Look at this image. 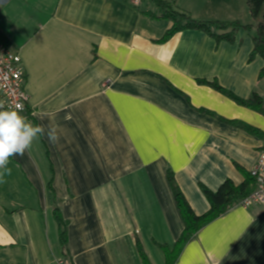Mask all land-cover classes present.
<instances>
[{
	"label": "crops",
	"instance_id": "1",
	"mask_svg": "<svg viewBox=\"0 0 264 264\" xmlns=\"http://www.w3.org/2000/svg\"><path fill=\"white\" fill-rule=\"evenodd\" d=\"M213 2L174 7L209 20ZM161 15L154 0H0V31L26 73L20 114L59 135L10 158L0 183V264L62 256L143 264L138 244L152 264H165L164 247L184 229L168 173L197 215L210 209L202 187L239 185L250 174L264 148V59L251 56L253 36L187 28L160 41L173 25ZM200 80L244 99L256 93L263 107ZM175 264H264V204H235Z\"/></svg>",
	"mask_w": 264,
	"mask_h": 264
},
{
	"label": "trees",
	"instance_id": "2",
	"mask_svg": "<svg viewBox=\"0 0 264 264\" xmlns=\"http://www.w3.org/2000/svg\"><path fill=\"white\" fill-rule=\"evenodd\" d=\"M154 1L162 10L161 16L166 17L173 22L171 28L167 30L160 41H166L176 32L187 28L202 30L217 37L218 39L227 40H232L234 35L238 31L239 25L237 23H229L219 20L195 19L188 13L176 9L174 7L175 0ZM247 4L250 14L255 22L254 25H248L249 28L254 27L255 29V34L253 35V50L251 56L254 57L259 55L264 59V0H247ZM0 43H3L5 46L9 47V41L7 37L1 33V31ZM260 76H264V66L261 69ZM200 82H205L211 85L213 88L228 95L237 103L243 106H247L256 110H261L263 107V100L261 96L256 93H254L251 97L244 99L237 97L231 91L224 89L216 81L208 82L200 80ZM247 130L252 133L258 132L251 126H248ZM168 179L171 183L175 201L183 219L184 229L173 247H164L166 257L165 264H175L186 244L194 237H196V235L203 227L226 213L235 204H238L242 199L250 195L256 188L255 179L250 174L239 185L234 184L231 180H226L216 191H211L206 187H202V191L210 203V209L201 215H197L188 203L171 172L168 173ZM54 214L60 229V243L64 248H66V222L61 217L58 209H55ZM138 250L143 264H152L140 244H138Z\"/></svg>",
	"mask_w": 264,
	"mask_h": 264
},
{
	"label": "built area",
	"instance_id": "3",
	"mask_svg": "<svg viewBox=\"0 0 264 264\" xmlns=\"http://www.w3.org/2000/svg\"><path fill=\"white\" fill-rule=\"evenodd\" d=\"M139 4L141 0H128ZM29 96L26 91V73L21 56L9 47L0 43V110H13L16 105H22L26 110ZM255 179V190L238 204L248 207L254 203L264 204V148L259 152L256 164L250 171ZM57 264H72L68 256H62Z\"/></svg>",
	"mask_w": 264,
	"mask_h": 264
},
{
	"label": "clouds",
	"instance_id": "4",
	"mask_svg": "<svg viewBox=\"0 0 264 264\" xmlns=\"http://www.w3.org/2000/svg\"><path fill=\"white\" fill-rule=\"evenodd\" d=\"M22 110V105H16L13 110H0V183L4 182L5 175L11 174L10 158L23 156L34 140L45 134L50 142L59 140L57 126L49 124L46 130L44 125L28 121L20 114Z\"/></svg>",
	"mask_w": 264,
	"mask_h": 264
},
{
	"label": "rangeland",
	"instance_id": "5",
	"mask_svg": "<svg viewBox=\"0 0 264 264\" xmlns=\"http://www.w3.org/2000/svg\"><path fill=\"white\" fill-rule=\"evenodd\" d=\"M212 1H214L212 3L213 9L211 12L210 11L208 12H210V14L212 13L213 17H210L209 20H219L229 23H237L239 25L238 31L241 30L242 32L250 36H253L255 34L254 27L252 28L248 27V25H254L255 22L250 14L247 0H212ZM202 14H206L205 11L202 12Z\"/></svg>",
	"mask_w": 264,
	"mask_h": 264
}]
</instances>
